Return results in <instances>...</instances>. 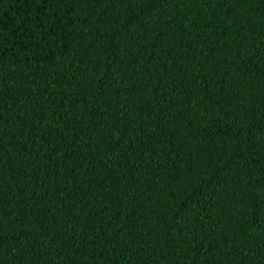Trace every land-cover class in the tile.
Returning a JSON list of instances; mask_svg holds the SVG:
<instances>
[{
	"label": "trees",
	"instance_id": "trees-1",
	"mask_svg": "<svg viewBox=\"0 0 264 264\" xmlns=\"http://www.w3.org/2000/svg\"><path fill=\"white\" fill-rule=\"evenodd\" d=\"M256 8L186 0L163 28L157 21L136 32L130 26L146 11L137 0L45 9L3 0L9 30L0 59L11 90L0 98V180L6 199L17 195L4 227L39 249L17 247L15 257L9 249L8 264H93L105 242L89 239L88 222L105 226L113 237L105 255L124 264H264L253 239L264 234V67L252 55L264 47V22ZM57 9L66 14L59 35L28 40L33 13ZM40 119L33 132L28 125ZM121 119L126 127L113 134ZM73 150L84 167H75ZM70 211L83 219L69 225Z\"/></svg>",
	"mask_w": 264,
	"mask_h": 264
},
{
	"label": "snow or ice",
	"instance_id": "snow-or-ice-1",
	"mask_svg": "<svg viewBox=\"0 0 264 264\" xmlns=\"http://www.w3.org/2000/svg\"><path fill=\"white\" fill-rule=\"evenodd\" d=\"M72 2V0H12V3L14 5H21V4H26L28 7L35 6L40 9H45L48 5H53V4H67ZM78 2V0H77ZM181 2H186V0H137L138 4H142L146 6V11L144 12L143 16H141L139 13L136 14L135 20L131 24V28L135 29L136 32H140L142 29L145 31H150L154 23L157 21L160 22V27L163 28L165 26V21L167 18L170 16V11L173 9L175 6H177ZM199 2L211 5L213 3L220 4L222 5L225 2H229L236 6L237 8H243L246 4H256L257 8L256 11L261 13L260 19L262 22H264V0H199ZM3 3V0H0V4ZM66 19V14L65 16H60V10L57 9L56 13L52 14L48 11H43L42 13H33V18L31 20V28L26 29L25 35H27L28 40H31L33 36L39 35L41 38H47V37H55L59 35V32L63 30L62 26L64 24V20ZM20 25L16 26L15 31H19ZM9 30V25L6 24L4 18L2 15H0V52L3 51L5 47V40H6V33ZM15 31H13V35L15 34ZM31 32V35H28V32ZM120 53H117V56H119ZM253 59L256 61V67L261 68L264 67V47H256L255 51L252 53ZM3 61L0 59V98L3 97L5 93V89L7 88L9 91L11 90L7 84V81L4 79L3 76V68H2ZM143 86V85H142ZM155 91H159V86H155ZM33 108L34 110H38L43 113L44 109L42 105H38L37 101H33ZM3 105L0 104V129H2L3 126ZM122 112L124 111L123 109L121 110ZM44 122L43 119H40L37 123L32 124L30 123L28 127L32 129L33 132H36L39 128L40 125H42ZM105 122L102 120L101 124L103 125ZM126 127V124L123 119L119 120L116 122L114 128L112 129L113 134H115L116 131L124 129ZM26 129H21L19 131V135L23 136L24 132ZM79 134H77L78 136ZM75 139V137H74ZM0 140H2V132H0ZM121 141L118 140L116 143V146L112 149L113 152L116 151L117 148L120 147ZM89 149H92L91 143L87 145ZM69 150H72V144H68ZM25 148L22 145L20 148V154L23 155L25 154ZM73 159L76 161L75 167L82 168L84 165L80 163L79 157L76 155L75 151L73 150L72 152ZM99 153H92V156L88 158H92L94 156H98ZM107 167V165H104ZM127 166V164L125 165ZM6 167V163L4 161V156L2 150H0V177L3 175V171ZM167 169H165L166 171ZM95 171V169H93ZM98 176V173H97ZM212 181L211 186H221L220 185V180L217 179L216 177H210L209 178ZM222 179V178H220ZM7 182L0 180V264H8L6 260L3 259L4 255H6V252L11 249L12 250V255L15 257L16 256V251L15 249L17 247H25V248H33V255H35V252L38 251V248H34L36 241L32 240L28 244L21 245V242L17 241L14 236H11L10 234L6 233L5 227H4V222L6 220L11 219L10 212L12 209L9 207L11 204L12 200H17V195L13 194L11 195L10 198L6 199L5 195V187H6ZM18 187V185H17ZM51 187V185H49ZM103 185H100L96 189V194H100V188H102ZM201 189L198 186L195 190L193 195L190 197V199H193L195 195H199ZM33 196L36 197L37 199L40 198L39 192H34ZM18 202V201H17ZM63 207H68V208H77L78 206L76 204H64L62 205ZM79 212H83L82 208H78ZM108 209H105V212H107ZM27 213V210L25 211V214ZM96 215H99V212L95 213ZM69 219L67 223L69 225H72L73 221H81L83 217L79 215H73L72 212L70 211L68 213ZM104 219H107V215L103 217ZM258 226L262 229H264V218H260L258 220ZM87 227L92 229L93 234H90L89 239L95 243L97 238L100 240H103L105 242V245L103 248L99 250V252H95L92 256V262L93 264H124L125 258L121 257L120 259H113L112 253L109 251L107 255H105V252L108 248V245L111 243L113 237L111 234L108 235H103L107 231L105 226L103 224H100L99 227H95L92 222L87 223ZM19 235V233L15 234ZM41 235H47V233H41ZM5 236H9L8 239H5ZM116 239H121L126 241L127 237H117ZM255 240V244L258 247H264V234H257L256 236L253 237ZM121 248L124 247L123 244L120 245ZM134 247V245H132ZM127 251V249H125ZM119 255V254H117ZM23 257V253H21V259ZM39 257L32 262V264H39Z\"/></svg>",
	"mask_w": 264,
	"mask_h": 264
}]
</instances>
